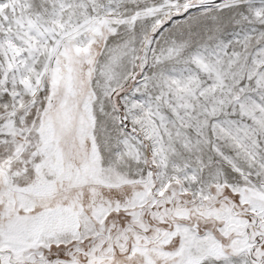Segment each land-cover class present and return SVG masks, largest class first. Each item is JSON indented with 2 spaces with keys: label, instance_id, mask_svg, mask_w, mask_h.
<instances>
[{
  "label": "snow or ice",
  "instance_id": "6c2138e0",
  "mask_svg": "<svg viewBox=\"0 0 264 264\" xmlns=\"http://www.w3.org/2000/svg\"><path fill=\"white\" fill-rule=\"evenodd\" d=\"M0 264H264V0H0Z\"/></svg>",
  "mask_w": 264,
  "mask_h": 264
}]
</instances>
